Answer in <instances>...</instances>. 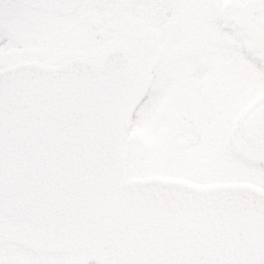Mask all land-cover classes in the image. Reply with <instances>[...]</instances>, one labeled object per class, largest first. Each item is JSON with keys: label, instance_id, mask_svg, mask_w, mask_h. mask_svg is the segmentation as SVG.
<instances>
[{"label": "water", "instance_id": "water-1", "mask_svg": "<svg viewBox=\"0 0 264 264\" xmlns=\"http://www.w3.org/2000/svg\"><path fill=\"white\" fill-rule=\"evenodd\" d=\"M81 0H32L71 11ZM0 232L98 264H243L264 257V189L126 177L118 53L0 69Z\"/></svg>", "mask_w": 264, "mask_h": 264}, {"label": "flooded vegetation", "instance_id": "flooded-vegetation-1", "mask_svg": "<svg viewBox=\"0 0 264 264\" xmlns=\"http://www.w3.org/2000/svg\"><path fill=\"white\" fill-rule=\"evenodd\" d=\"M7 29L0 32V43L4 44L0 48L7 49L11 41L16 48L13 56L20 57L0 66L23 59L100 60L109 51L120 50L128 56L131 81L134 74L141 76L144 71L152 76L162 61L168 83L165 88H175L169 94L170 99L176 94L180 124L192 119L194 124L211 122L213 126L219 109L222 120L233 121V130L226 136H231L244 160L243 172L226 173L217 180L250 181L264 187V136L259 140L255 136L257 124H264V106L257 108L264 101V88H253L254 95L238 101L236 93L243 85H232L230 64L217 65L218 57L229 54L227 45L242 47L233 36L234 29L264 45V0H82L67 14L25 9L7 20ZM25 36L28 44L38 39L41 44L56 45L54 52H64L63 56L48 61L25 54L23 47L20 49L26 43ZM164 50L169 52L165 55ZM261 57L263 60L264 54ZM243 69L246 72V64ZM0 264L93 263L85 250H41L0 233Z\"/></svg>", "mask_w": 264, "mask_h": 264}, {"label": "rangeland", "instance_id": "rangeland-1", "mask_svg": "<svg viewBox=\"0 0 264 264\" xmlns=\"http://www.w3.org/2000/svg\"><path fill=\"white\" fill-rule=\"evenodd\" d=\"M233 36L242 42V47L238 48L235 43L227 45L230 47L229 54L218 57L217 65L220 67L230 64L229 67L234 70L232 85H243L236 93V100L242 101L247 94H255L253 88H264V59L261 57L264 45L250 34L243 36L236 29ZM33 42H26L20 49H24L25 54L40 55L48 61H56L63 56L64 52H54L56 45L52 47L41 44L38 39ZM8 45L7 49L0 48V65L20 57L13 56L16 48L11 41ZM168 52L169 50H164L165 55ZM140 60L141 58L138 61L141 62ZM243 64H246L248 75L242 72L245 69ZM162 68L161 61L152 76L149 77L145 71L141 76L134 74L128 84V118L125 130L128 175L161 174L200 181L216 180L217 177H225L226 173L243 172L244 160L238 156L231 136H226L227 131L233 130V121L229 123V119L222 120L219 109L217 120L212 121L213 126H210L211 122L204 126L194 124L192 119H186L185 123L183 121L180 124L181 109L176 102V94L170 99L175 88H165L168 83L166 72ZM205 79L208 81L209 77ZM145 97L146 103L142 109H138L137 105ZM184 126L187 127L186 130H183Z\"/></svg>", "mask_w": 264, "mask_h": 264}, {"label": "snow or ice", "instance_id": "snow-or-ice-1", "mask_svg": "<svg viewBox=\"0 0 264 264\" xmlns=\"http://www.w3.org/2000/svg\"><path fill=\"white\" fill-rule=\"evenodd\" d=\"M32 0H0V32H6L7 20L14 14L23 12L25 9L35 7ZM7 86V75L4 71H0V91ZM147 97L137 105L138 109H142L146 103ZM264 106V101L257 104V108ZM243 127V126H242ZM255 136L259 140L264 136V124L258 123L255 130ZM257 250H253L244 260L243 264H264V257H259Z\"/></svg>", "mask_w": 264, "mask_h": 264}]
</instances>
